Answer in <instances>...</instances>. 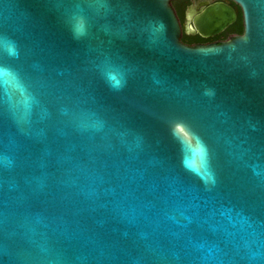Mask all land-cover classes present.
<instances>
[{
	"label": "water",
	"instance_id": "water-1",
	"mask_svg": "<svg viewBox=\"0 0 264 264\" xmlns=\"http://www.w3.org/2000/svg\"><path fill=\"white\" fill-rule=\"evenodd\" d=\"M171 1L0 0V264H264V0Z\"/></svg>",
	"mask_w": 264,
	"mask_h": 264
},
{
	"label": "flooded vegetation",
	"instance_id": "flooded-vegetation-1",
	"mask_svg": "<svg viewBox=\"0 0 264 264\" xmlns=\"http://www.w3.org/2000/svg\"><path fill=\"white\" fill-rule=\"evenodd\" d=\"M171 5L181 26L180 39L186 45H218L241 35L243 32L240 9L231 0H172ZM215 5H223L230 8L234 13L235 19L220 33L202 37L196 31L194 22Z\"/></svg>",
	"mask_w": 264,
	"mask_h": 264
},
{
	"label": "snow or ice",
	"instance_id": "snow-or-ice-1",
	"mask_svg": "<svg viewBox=\"0 0 264 264\" xmlns=\"http://www.w3.org/2000/svg\"><path fill=\"white\" fill-rule=\"evenodd\" d=\"M76 31L78 34H83L84 32V25L83 22H78L76 25ZM112 79H115V77H112ZM117 84H119V81L116 82Z\"/></svg>",
	"mask_w": 264,
	"mask_h": 264
}]
</instances>
